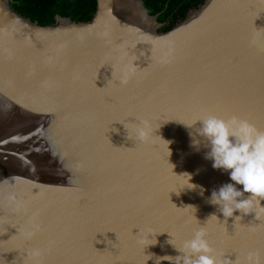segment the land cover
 Segmentation results:
<instances>
[{
	"label": "water",
	"instance_id": "water-1",
	"mask_svg": "<svg viewBox=\"0 0 264 264\" xmlns=\"http://www.w3.org/2000/svg\"><path fill=\"white\" fill-rule=\"evenodd\" d=\"M10 2L0 0V264H177L201 228L221 264L250 251L264 264V213L226 219L208 202L230 179L197 135L208 116L264 131V0H204L167 30L141 0H96L90 21L48 25ZM142 123L156 130L144 141Z\"/></svg>",
	"mask_w": 264,
	"mask_h": 264
},
{
	"label": "clouds",
	"instance_id": "clouds-1",
	"mask_svg": "<svg viewBox=\"0 0 264 264\" xmlns=\"http://www.w3.org/2000/svg\"><path fill=\"white\" fill-rule=\"evenodd\" d=\"M199 121L197 135L207 142L205 159L211 160L213 169L223 170L230 179L229 183L211 192L208 202L217 206L226 219L233 217L234 212L237 211L242 215L254 213L256 216L258 213L254 209L259 208L261 213H264V206L261 204V201H264V131L235 117L225 121L215 116H208ZM182 124L186 128L193 125ZM155 132L156 130L151 129L146 123L138 125L135 129L136 138L141 141L150 138ZM189 136H192L191 132ZM192 144L198 149L200 141L193 139ZM184 174L187 176L184 187L189 190L197 188V185L190 183L191 175ZM237 185L242 187L237 188ZM203 191L201 187V195ZM245 194H247L246 198H241ZM242 215H236L235 220H239ZM212 217L217 218L215 214L210 216ZM205 237L206 232L201 228L191 239L185 241L183 246L177 249L182 254L175 257L177 264H181V261L182 264H221V261L213 255V249ZM39 255V249L30 252L33 258ZM163 259L170 260L171 257ZM243 264H262L260 254L250 251Z\"/></svg>",
	"mask_w": 264,
	"mask_h": 264
},
{
	"label": "trees",
	"instance_id": "trees-1",
	"mask_svg": "<svg viewBox=\"0 0 264 264\" xmlns=\"http://www.w3.org/2000/svg\"><path fill=\"white\" fill-rule=\"evenodd\" d=\"M150 16L165 26L164 30L184 19L191 9L204 0H141ZM12 8L22 16L40 25L53 23L55 16L69 17L75 21H90L96 0H11Z\"/></svg>",
	"mask_w": 264,
	"mask_h": 264
},
{
	"label": "bare ground",
	"instance_id": "bare-ground-1",
	"mask_svg": "<svg viewBox=\"0 0 264 264\" xmlns=\"http://www.w3.org/2000/svg\"><path fill=\"white\" fill-rule=\"evenodd\" d=\"M131 7V6H130ZM132 9V8H131ZM134 12V15H135V17L139 20V19H142L141 18V15L138 13V10L136 9V7L134 8V10L132 11L131 10V13H133ZM146 24H147V22H145Z\"/></svg>",
	"mask_w": 264,
	"mask_h": 264
}]
</instances>
